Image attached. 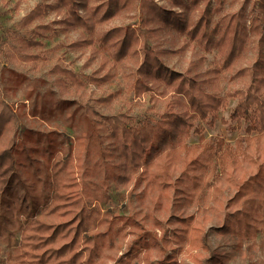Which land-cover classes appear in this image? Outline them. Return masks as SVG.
Returning a JSON list of instances; mask_svg holds the SVG:
<instances>
[{
	"label": "rangeland",
	"instance_id": "obj_1",
	"mask_svg": "<svg viewBox=\"0 0 264 264\" xmlns=\"http://www.w3.org/2000/svg\"><path fill=\"white\" fill-rule=\"evenodd\" d=\"M257 89L264 0H0V264L27 221L45 239L72 213L77 249L106 230L79 264H264ZM168 102L193 124L173 147ZM143 132L163 141L146 159Z\"/></svg>",
	"mask_w": 264,
	"mask_h": 264
},
{
	"label": "trees",
	"instance_id": "obj_2",
	"mask_svg": "<svg viewBox=\"0 0 264 264\" xmlns=\"http://www.w3.org/2000/svg\"><path fill=\"white\" fill-rule=\"evenodd\" d=\"M166 70L165 68H163ZM161 65L160 68L156 67L154 70H142L140 69L139 72L141 74H147L145 75V79H151L147 78L150 75L148 74H156L158 73L159 75L157 77H160V72L163 70ZM168 76V75H166ZM164 76V77H166ZM141 79L137 80L135 83V86L137 89L142 88L143 82L145 79L144 77H140ZM167 79H172L169 76ZM185 88H182V91H184ZM181 91V90H179ZM264 91V89H263ZM258 93V98L256 97L257 101L264 99V94L262 95L260 93V89H257ZM264 93V92H263ZM206 98H200L198 99L195 98H189L188 103L190 104L189 107L191 108V112L188 114L187 117L194 118V116L198 113L201 114L202 116H206L205 114H208L210 111H215L218 106V100L214 98L215 96H209L206 95ZM210 97V98H208ZM257 112H258V118L259 120L264 124V100L259 102L256 106ZM167 110H174V107L172 106L171 102L166 103V110L164 113H166ZM189 110H187L188 112ZM163 113V114H164ZM174 113L173 111H170L169 113H166L167 116H172ZM179 117L182 115H178ZM177 125L174 126L172 123V126L177 128L176 131H171L169 134L165 135V140L164 142L168 147H173L175 144L180 142L183 137L187 134V132L190 130L191 126L193 125L192 122L189 120H184L183 117L179 118V121H177ZM148 125V124H145ZM171 125V124H170ZM152 128V126L150 127ZM149 128V129H150ZM142 134L137 133V137L141 139L140 145H141V150L144 151L143 158L146 159L151 155V152L154 154H157L160 151V148L157 146L158 143H162V139H156V141L151 140L148 138L145 132ZM136 137H134V140ZM146 139V141H145ZM71 199L67 201H63L64 203H56L53 205L51 208V213L59 215L62 212H66L67 214H71L72 211L69 212V208L64 209L62 211V207L64 204L67 202H70L72 200H75L78 198L77 193H72ZM3 199H0V209L4 208L3 207ZM75 218V224L74 220ZM72 220V221H71ZM64 230L62 229V225L60 228V225L57 223L54 225L49 233H47L45 239H37L35 234L38 231H41L42 229L41 224L38 223L37 220H34L32 222L27 221L26 226L24 228V238H23V243H21L17 247H10V250L8 251L7 259L5 261V264H79L80 260L82 261V257L80 255V248H85L87 251L88 255L86 257L85 261H88V263L95 258L100 251L102 250L103 246V240L102 237L101 239L99 238L106 230L104 231H95L92 233H89L85 235L86 237H89L90 239H86L85 243H83L82 247L78 248V242L77 239H75L76 234L79 232L78 227L83 226L84 228L88 227V223L83 220L82 214L79 216H75V213H72V216L68 219H66L64 222ZM91 225V222L89 223V226ZM77 227V229H75ZM94 227L91 225V228ZM117 230V227L115 228ZM29 232V233H28ZM28 233V235H27ZM63 236H68L69 239L67 240V245L64 247V244H60V239ZM141 244H147V239L145 236L139 237ZM192 243V242H191ZM55 245V246H54ZM112 264H124L122 260H118L116 263Z\"/></svg>",
	"mask_w": 264,
	"mask_h": 264
}]
</instances>
